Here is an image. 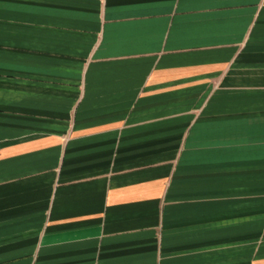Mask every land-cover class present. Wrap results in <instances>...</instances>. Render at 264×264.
<instances>
[{"label": "crops", "instance_id": "0c3cea01", "mask_svg": "<svg viewBox=\"0 0 264 264\" xmlns=\"http://www.w3.org/2000/svg\"><path fill=\"white\" fill-rule=\"evenodd\" d=\"M0 264H264V0H0Z\"/></svg>", "mask_w": 264, "mask_h": 264}]
</instances>
